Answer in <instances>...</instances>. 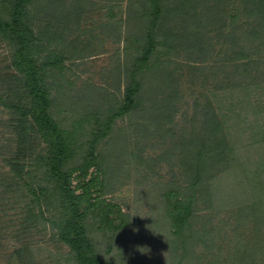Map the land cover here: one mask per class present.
Masks as SVG:
<instances>
[{
	"label": "trees",
	"instance_id": "1",
	"mask_svg": "<svg viewBox=\"0 0 264 264\" xmlns=\"http://www.w3.org/2000/svg\"><path fill=\"white\" fill-rule=\"evenodd\" d=\"M245 1L254 6L249 12L261 15L260 28L253 29L252 35L263 39L264 0ZM196 3L137 2L145 34L128 39L132 58L124 94L119 98L102 93L105 102L94 107L80 105L79 99L70 102L68 96L75 84L68 77L66 61L83 47L76 37L67 40V34L74 31L81 7L70 11L64 0H0V42L10 54L6 71L0 73V112L10 115L16 137L15 150L4 156L8 169L3 183L15 193L14 208L22 209L21 225L28 230L51 228L55 239L67 248L55 255L58 264L138 263L120 243L135 222L113 198L116 188L110 160L115 155L105 146L116 133L117 121L126 117L146 118L149 127L170 119L173 109L160 105L155 97L167 85L163 76L170 75L168 65L179 48V35L166 22L182 14L190 21H201ZM216 6L205 5L204 15L210 21L221 20ZM231 18L236 23L239 15L232 13ZM234 54L237 60L249 57L241 50ZM241 89L248 96L249 85ZM222 108L219 105L220 115L206 113L202 131L188 141L190 146L185 145L181 160L185 183L158 186L162 217L153 224L166 233L176 264H197L209 252L213 258L205 264H264V123L256 119L248 124L243 117L235 121ZM252 150L260 152L253 163L251 156L243 157ZM139 160L144 165L145 159L140 156ZM11 199L12 195L8 202ZM215 199L237 208L232 238L236 249L227 257L222 255L225 243H217V238L228 222L210 225L201 216L204 221L196 227L202 204ZM244 222L252 224L253 239L239 231ZM16 254L19 264H38L33 244L21 246Z\"/></svg>",
	"mask_w": 264,
	"mask_h": 264
},
{
	"label": "rangeland",
	"instance_id": "2",
	"mask_svg": "<svg viewBox=\"0 0 264 264\" xmlns=\"http://www.w3.org/2000/svg\"><path fill=\"white\" fill-rule=\"evenodd\" d=\"M64 1L70 11L81 7L79 19L73 23L74 31L67 34V40L76 37L83 47L80 54L66 61L68 77L75 84L68 91L69 101L79 99L80 105L88 103L96 107L105 102L102 93L122 97L128 82L126 70L132 58L127 48L128 39L145 34V22L138 13L139 0ZM196 2L201 21H190L188 15L182 14L166 22L178 33L179 48L168 65L170 75L167 79L163 76L167 85L154 96L160 105L167 104L173 109L170 119L166 118L162 126L149 127L150 121L146 118L126 117L117 121L116 133L105 146L115 155L110 160L116 188L113 198L122 203L135 222L134 227L120 237V243L138 263L176 264L166 233L153 224L154 221L159 223L162 217L158 186L185 183L181 161L185 145L190 146L188 141L202 131L206 113L213 111L220 115V105L222 113L233 114L235 121L243 117L248 124L256 119L264 123V38L256 39L252 35L253 29L260 28L261 15L249 12L254 6L245 0ZM206 4L217 5L221 20L210 21L205 17ZM232 13L239 15L236 23L232 22ZM235 50L246 52L249 57L237 60ZM9 60V50L0 42L1 74L6 71ZM246 84L250 87L248 96L241 89ZM9 117L8 112H0V151L4 153L0 154V264H19L16 251L25 244L37 248L38 264H58L55 255L67 248L55 239L51 228L28 230L26 224V228L21 225L22 209L20 205L14 208L15 193L8 192L3 183V173L8 169L4 156L16 147ZM247 155L253 163L260 152L243 153V157ZM140 156L145 159L144 165L140 163ZM10 195L12 199L8 202ZM221 203L218 199L203 203L196 227H201L204 221L201 216L206 217L210 225L228 222L224 234L217 238V243H225L222 255L227 257L236 249L232 238L237 230V208ZM243 224L239 231H243L245 238L253 239L252 224ZM99 243L104 244L102 240ZM137 246L147 247L149 251L143 249L148 252L142 254ZM199 249L203 255V244ZM117 250L115 248L114 253ZM211 253H204L201 263L197 264L210 262Z\"/></svg>",
	"mask_w": 264,
	"mask_h": 264
},
{
	"label": "clouds",
	"instance_id": "3",
	"mask_svg": "<svg viewBox=\"0 0 264 264\" xmlns=\"http://www.w3.org/2000/svg\"><path fill=\"white\" fill-rule=\"evenodd\" d=\"M143 249H147L148 251H149V249L147 248V247H141V246H137V250L139 251V252H141L142 254H145V253H147L148 251H143Z\"/></svg>",
	"mask_w": 264,
	"mask_h": 264
}]
</instances>
